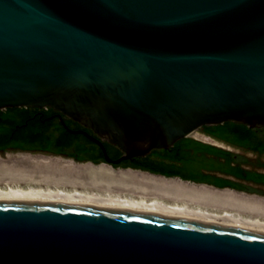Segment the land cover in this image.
Returning <instances> with one entry per match:
<instances>
[{"label": "water", "instance_id": "water-1", "mask_svg": "<svg viewBox=\"0 0 264 264\" xmlns=\"http://www.w3.org/2000/svg\"><path fill=\"white\" fill-rule=\"evenodd\" d=\"M20 107L90 129L111 166L204 126L264 128V0H0V110ZM0 264H264V232L0 200Z\"/></svg>", "mask_w": 264, "mask_h": 264}, {"label": "trees", "instance_id": "trees-1", "mask_svg": "<svg viewBox=\"0 0 264 264\" xmlns=\"http://www.w3.org/2000/svg\"><path fill=\"white\" fill-rule=\"evenodd\" d=\"M201 131L245 153L264 156V128H249L243 124L225 122L217 126H204ZM88 135L96 137L90 129L49 107L0 110V151L43 152L62 155L77 162H104L100 147ZM102 143L110 158L121 156L118 148L107 142ZM113 166L244 192L257 190L235 180L211 178L200 173H218L264 185V172L244 168L249 166V160L244 155L191 137L176 141L168 149L153 150L145 157L123 160ZM256 168L264 169V163Z\"/></svg>", "mask_w": 264, "mask_h": 264}, {"label": "bare ground", "instance_id": "bare-ground-1", "mask_svg": "<svg viewBox=\"0 0 264 264\" xmlns=\"http://www.w3.org/2000/svg\"><path fill=\"white\" fill-rule=\"evenodd\" d=\"M208 140V136L192 133ZM211 139V138H210ZM1 156V155H0ZM19 162L63 174L68 186H0V200H45L103 206L214 222L264 232V198L182 182L106 163L7 153L0 167Z\"/></svg>", "mask_w": 264, "mask_h": 264}, {"label": "rangeland", "instance_id": "rangeland-1", "mask_svg": "<svg viewBox=\"0 0 264 264\" xmlns=\"http://www.w3.org/2000/svg\"><path fill=\"white\" fill-rule=\"evenodd\" d=\"M197 134L205 135L202 133L201 130L197 132ZM207 136V135H206ZM192 138L202 141L207 144H211L214 146H218L227 150H231L232 152L239 153L241 155H244L247 157L252 167L259 166L260 163H264V156H257L251 153H245L241 150H238L236 148H233L231 146H228L226 144H223L221 142L215 141L213 139L208 138V140H202L198 139L194 135H192ZM7 153H18V151H7L6 153L0 154L1 158L5 159V155ZM41 155V154H38ZM66 159V158H64ZM110 166L112 169H123L120 167H114L109 164H106ZM125 170V169H124ZM68 179L61 173L45 169V168H39V167H33L29 164H23L19 162H12L8 163V166L6 168L0 167V186H20V187H27V186H36V187H51L54 188L56 186H68ZM193 184V183H192ZM255 192H242L250 195H255L261 198H264V189H256Z\"/></svg>", "mask_w": 264, "mask_h": 264}, {"label": "flooded vegetation", "instance_id": "flooded-vegetation-1", "mask_svg": "<svg viewBox=\"0 0 264 264\" xmlns=\"http://www.w3.org/2000/svg\"><path fill=\"white\" fill-rule=\"evenodd\" d=\"M225 144V143H223ZM201 175H204V176H207V177H211V178H216V177H221L223 179H230L226 176H222V175H219L218 173H207L206 171H202L200 173ZM232 180V179H231ZM239 183H242V184H245L251 188H254V189H262L264 185H260V184H254V183H250V182H245V181H241V180H235Z\"/></svg>", "mask_w": 264, "mask_h": 264}, {"label": "crops", "instance_id": "crops-1", "mask_svg": "<svg viewBox=\"0 0 264 264\" xmlns=\"http://www.w3.org/2000/svg\"><path fill=\"white\" fill-rule=\"evenodd\" d=\"M192 138V137H191ZM212 139V138H211ZM213 140H215V139H213ZM216 141V140H215ZM202 142V141H201ZM219 142V141H218ZM222 143V142H221ZM227 145V144H226ZM229 146V145H228ZM216 147H218V146H216ZM219 148H221V147H219ZM234 148V147H233ZM222 149H224V148H222ZM227 150V149H226ZM229 151H231V150H229ZM251 154H253V153H251ZM255 155V154H254ZM247 158V157H246ZM248 159V158H247ZM249 160V159H248ZM244 168H247V169H252V170H257V171H260V172H264V169H257L256 167H252V165H251V162H250V160H249V166H244ZM219 175H222V174H219ZM222 176H226V177H228V178H230V179H232V180H236L235 178H233V177H231V176H228V175H222Z\"/></svg>", "mask_w": 264, "mask_h": 264}]
</instances>
